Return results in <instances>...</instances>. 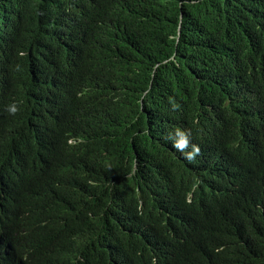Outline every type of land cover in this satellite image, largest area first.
Wrapping results in <instances>:
<instances>
[{"label": "trees", "instance_id": "16d2710c", "mask_svg": "<svg viewBox=\"0 0 264 264\" xmlns=\"http://www.w3.org/2000/svg\"><path fill=\"white\" fill-rule=\"evenodd\" d=\"M0 264H264V0H0Z\"/></svg>", "mask_w": 264, "mask_h": 264}, {"label": "clouds", "instance_id": "9594fccd", "mask_svg": "<svg viewBox=\"0 0 264 264\" xmlns=\"http://www.w3.org/2000/svg\"><path fill=\"white\" fill-rule=\"evenodd\" d=\"M176 107L177 105L173 104V108L175 109ZM7 110L9 114H15V112L17 111L15 106H10ZM43 125H50V127H52V124L49 122L37 124L35 127L41 129ZM168 140L169 142H171L172 147L176 151L180 152L184 156V158L189 161L194 160L196 156L199 155L200 149L197 145L191 143V133L187 130H173L168 134Z\"/></svg>", "mask_w": 264, "mask_h": 264}]
</instances>
